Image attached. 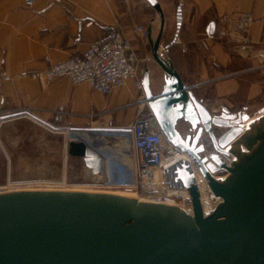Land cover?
I'll use <instances>...</instances> for the list:
<instances>
[{
    "label": "water",
    "instance_id": "95a60500",
    "mask_svg": "<svg viewBox=\"0 0 264 264\" xmlns=\"http://www.w3.org/2000/svg\"><path fill=\"white\" fill-rule=\"evenodd\" d=\"M143 1L160 19L157 38L151 28L147 32L151 59L170 79L154 96L144 70L146 106L168 142L195 162L218 204L203 214L196 180L184 160L164 175L167 189L188 192L192 215L178 206L114 194L0 192V264H264V111L247 124L246 114L225 109L211 114L171 62L159 57L165 17L157 0ZM175 16L177 37L180 8ZM214 27V22L209 25V35ZM179 122L184 135L177 130ZM203 133L207 149L198 144ZM66 149L91 176L100 172L98 154L88 144L70 142Z\"/></svg>",
    "mask_w": 264,
    "mask_h": 264
},
{
    "label": "crops",
    "instance_id": "0c3cea01",
    "mask_svg": "<svg viewBox=\"0 0 264 264\" xmlns=\"http://www.w3.org/2000/svg\"><path fill=\"white\" fill-rule=\"evenodd\" d=\"M123 1L0 0V142L9 161L17 154L10 148L16 145L12 133L21 129L25 118H20V113L24 110L37 121L75 131H112L148 114L133 80L104 96L86 85L74 86L66 79L45 85L19 78L22 72L46 69V57L55 64L80 56L98 36L119 29L137 53L141 80L148 69L152 93L159 95L165 79H170L157 66H150L149 45L133 29L144 26L148 32L151 28L155 40L161 31L160 21L152 18L139 22L137 7H125ZM157 1L165 17L159 57L171 62L194 97L213 115L225 109L255 117L264 111V0ZM179 2L183 3V19L175 37ZM223 14H251L254 23L249 31L250 41L235 45L207 41L206 50L201 40L208 34L209 25ZM184 127L181 122L177 125L182 135ZM27 129L34 134V146L41 148V129L29 124ZM216 132L220 134L222 130ZM111 143L117 154L129 148L122 140ZM41 155L34 153L27 162L17 158L15 165L8 164L7 170L9 167L10 172H15L17 179L30 174L23 173L26 171L40 172ZM121 160L128 166L133 164L128 156L123 155Z\"/></svg>",
    "mask_w": 264,
    "mask_h": 264
},
{
    "label": "built area",
    "instance_id": "2783aa9c",
    "mask_svg": "<svg viewBox=\"0 0 264 264\" xmlns=\"http://www.w3.org/2000/svg\"><path fill=\"white\" fill-rule=\"evenodd\" d=\"M178 8H183L182 2H179ZM253 23L254 18L251 14L220 15L214 22L213 34H207L201 40V43L206 50L208 49L207 41L224 42L231 45L249 43V31ZM133 31L144 43H147V29L144 26H137ZM45 61L48 63L46 69L37 72H22L19 78L38 80L45 85H50L60 79H66L74 86L86 85L91 91L104 96L123 88L129 80H133L136 91L142 94V102L146 105L142 80L137 73V64L139 63L137 53L131 47L125 34L119 29H114L98 36L80 56L70 57L64 62L55 64L50 63L47 57ZM30 117L36 120L27 110L20 113V118L29 119ZM53 128L62 136H64L63 132H67L66 138L64 136L66 144L70 142L86 143L95 150L106 151L107 149H112L114 151L115 145L111 143V140H122L129 147L125 152L115 154L117 155L116 157L120 158L123 155L130 157L133 160V164L124 167L117 166L115 177L110 185H104L103 182L97 180L98 177L96 175L97 179H93L92 177L94 176H92L94 186L90 187L95 189L94 191H121L126 195H136L146 203L170 206H172V202L182 200L185 207H189L187 210L182 209L187 214L192 215L190 198L182 199V197L174 194V189H167L164 175L165 169L184 160L188 162L196 180L200 202L201 193L198 175L205 184L206 193L212 197L211 200L216 202L213 209L219 202V199L215 198L210 192L206 179L202 176L192 158L168 142L150 111L128 125L112 131L98 128L86 131ZM198 144L205 146V149H207L208 137L205 133L201 135ZM203 155L206 156L208 154L205 151ZM203 155L200 156L202 157ZM224 161L229 165V158H225ZM155 171L161 172L162 177L156 178L154 175ZM12 186H28L27 188L54 189L52 191H58L65 186V181H63V178L61 181L38 180L21 182ZM0 192H6L5 188H1ZM202 212L204 215L208 214L203 209Z\"/></svg>",
    "mask_w": 264,
    "mask_h": 264
},
{
    "label": "rangeland",
    "instance_id": "374dc122",
    "mask_svg": "<svg viewBox=\"0 0 264 264\" xmlns=\"http://www.w3.org/2000/svg\"><path fill=\"white\" fill-rule=\"evenodd\" d=\"M123 3L125 7H128L129 5L130 6L135 5L137 7L136 13H137V20L139 22H142L145 20V22L143 23H146L148 22L149 19H152V18L158 22L160 21L158 14H156L154 10L143 0H126V1L124 0ZM149 64L150 66H156L153 63L152 59H150ZM31 120H33L32 117H30L29 119L26 118L23 121H21L22 127L19 130V132L12 133L16 145L14 147L11 146L10 148H13V150L16 151L17 154H14L12 158H9L11 159L10 161L2 152V149L0 146V189L4 187L6 192H8L10 188L26 189L28 186H9L10 183L8 181L7 166L10 162L12 163V166L15 165L16 163L15 159L17 158L25 159V161L27 162V160L33 158L34 153L39 154L40 152L43 158L42 170L40 172H34V171L23 172V173H30V174H27L25 178L20 177L18 179L14 177L15 172L9 171V174H11V178H10L11 184H18L21 182L38 181V180L61 181V179L65 177L66 179L65 186L61 187V190L123 195L121 194V192H118V191L115 192L113 190H110L108 192L94 191L95 189L91 188L90 186H94L92 183V178L97 179V177L96 176L92 177L90 175L89 171L85 168V166L83 165L80 159L68 156L67 149L64 150L65 145L67 146L64 136H62L61 134H57L56 132L58 131H56L53 128L54 126L50 124L39 121L40 123L39 125V124H36V122L34 123ZM28 124L30 126H36V128L41 129V137H42L41 139L42 147L41 148L34 146V141H33V139H35L34 134L28 131L27 129ZM36 138H37V134H36ZM50 141L52 143L51 145H48L47 142L49 143ZM39 188H43V187H39ZM176 204H178L180 208L185 207L182 200L176 201Z\"/></svg>",
    "mask_w": 264,
    "mask_h": 264
},
{
    "label": "bare ground",
    "instance_id": "6f19581e",
    "mask_svg": "<svg viewBox=\"0 0 264 264\" xmlns=\"http://www.w3.org/2000/svg\"><path fill=\"white\" fill-rule=\"evenodd\" d=\"M161 56V55H160ZM253 118H256V116L255 117H248V120L244 123V124H247V122H249L250 120H252ZM33 119V118H32ZM33 121L34 122H36L37 124H39L40 125V123L39 122H37L36 120H34L33 119ZM47 127V126H46ZM45 127V128H46ZM47 129V128H46ZM51 131V130H50ZM64 134V136H65V138H66V134H67V132H63ZM57 134H60V133H58L57 132ZM0 146H1V148L2 149H4L3 148V146H2V144H1V142H0ZM66 149V145H65V148H64V150ZM95 152V151H94ZM10 168L8 167V181H9V183H10V186H12V185H15V184H11V182H10V174H9V170ZM112 170H113V166L112 165H106V171H108L109 173H111L112 172ZM154 175H155V177L156 178H161L162 177V173L161 172H159V171H155L154 172ZM66 179H65V177H63V181H65ZM198 184H199V189H200V193H201V205H202V209H203V211L205 212V213H208L209 211H211L212 209H213V207H214V205H215V203L216 202H214L213 200H211V196H209L207 193H206V191H205V184H204V182H203V180H202V178L198 175ZM1 190V189H0ZM38 190H41V191H52V190H54V189H34V188H26V189H20V188H10V190L8 191V192H12V191H38ZM59 191H68V190H59ZM70 192H79V191H71V190H69ZM115 192H117V191H115ZM118 192H121V191H118ZM173 192H174V194L175 195H178V196H180V197H182V199H186V198H189V194H188V192L185 190V189H174L173 190ZM90 193V192H89ZM100 194H104V193H100ZM121 194H123V195H118V196H124V197H129V198H133V199H136V200H138V202H143L142 200H140V198H138L136 195H126L125 193H123V192H121ZM115 195V194H114ZM172 204V206H178L179 207V205L178 204H176V202H172L171 203ZM180 208V207H179ZM183 209H185V210H187L189 207H182ZM181 208V209H182ZM182 209V210H183Z\"/></svg>",
    "mask_w": 264,
    "mask_h": 264
},
{
    "label": "clouds",
    "instance_id": "9594fccd",
    "mask_svg": "<svg viewBox=\"0 0 264 264\" xmlns=\"http://www.w3.org/2000/svg\"><path fill=\"white\" fill-rule=\"evenodd\" d=\"M89 145V144H88ZM92 150H94L100 159L99 165H100V172L96 174L98 177L97 180H100V182H103L104 185H110L115 177L116 174V167L117 166H128L124 164L121 160L120 157H116L117 155L115 154L112 149H107L106 151H99L95 150L91 145H89ZM112 165L113 170L111 173H108L106 171V165Z\"/></svg>",
    "mask_w": 264,
    "mask_h": 264
}]
</instances>
